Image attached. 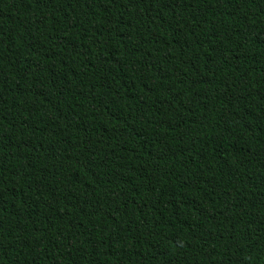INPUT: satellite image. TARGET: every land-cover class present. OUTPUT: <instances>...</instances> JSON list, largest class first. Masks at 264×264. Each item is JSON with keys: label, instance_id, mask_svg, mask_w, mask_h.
I'll return each mask as SVG.
<instances>
[{"label": "trees", "instance_id": "trees-1", "mask_svg": "<svg viewBox=\"0 0 264 264\" xmlns=\"http://www.w3.org/2000/svg\"><path fill=\"white\" fill-rule=\"evenodd\" d=\"M0 264H264V0H0Z\"/></svg>", "mask_w": 264, "mask_h": 264}]
</instances>
